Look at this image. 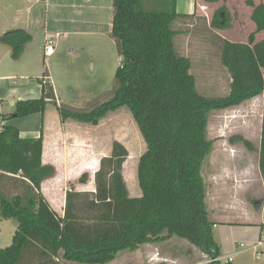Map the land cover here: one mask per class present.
I'll return each instance as SVG.
<instances>
[{"label":"trees","instance_id":"obj_1","mask_svg":"<svg viewBox=\"0 0 264 264\" xmlns=\"http://www.w3.org/2000/svg\"><path fill=\"white\" fill-rule=\"evenodd\" d=\"M215 4L218 0H203ZM255 32L247 46H225L214 33L224 65L231 74V91L224 98H206L196 90L189 74L191 61L176 46V24L192 20L176 12V0H113L110 37L119 63L114 73L115 89L108 99L88 112L57 107L51 84L42 86L41 97L17 101L0 122L43 115L53 103L61 120L97 126L102 120L126 109L145 144L137 165L140 197H130L122 176L128 157L126 148L113 142L109 157L100 160L94 175V192L65 194L62 216L56 214L41 193V184L54 176L43 165L42 130L37 138L20 137L5 125L0 132V218L15 219L17 229L8 247L0 249V264H108L123 251H134L147 243L176 237L187 241L208 259L220 256L206 205L202 177L205 159L213 149L208 139V118L214 111L240 106L263 96L258 150L259 173L264 180V4L253 5ZM210 30L228 28L226 9L216 10ZM212 31V30H211ZM31 36L24 30L7 31L0 43L17 60ZM232 50L229 55L224 53ZM224 51V52H222ZM248 150L251 144L235 137ZM87 174L77 180L85 184ZM83 196H92L81 200ZM168 264V263H157Z\"/></svg>","mask_w":264,"mask_h":264},{"label":"rangeland","instance_id":"obj_2","mask_svg":"<svg viewBox=\"0 0 264 264\" xmlns=\"http://www.w3.org/2000/svg\"><path fill=\"white\" fill-rule=\"evenodd\" d=\"M201 1L200 7L203 9L198 8L192 20L176 24L178 29L176 46L180 54L191 61L189 74L195 78L197 92L206 98H224L230 94L232 79L229 69L222 61L223 55H220L214 33L223 39L225 46H236L240 49L247 46L249 35L255 32L250 16L253 8L247 3L252 2L256 6L260 3L264 4V0H218L215 4ZM54 3L58 8L49 13L48 25L49 30L59 33L61 39L59 43V38L56 39L57 42L55 41L54 56L46 59L43 64L40 47L34 43L35 50L31 53L34 70L20 74L27 77V81L15 78V83L22 85L28 82L33 88L27 94L28 97L40 98L41 84L36 78L47 69L51 76L50 82L54 84L53 88L60 92L58 97L63 106L79 112H88L107 100L116 87L114 73L119 60L110 37L112 11H108L107 8H103V11H89L91 6L89 2H81L78 6L82 8L74 10L77 11L74 13L70 2L58 0ZM220 8L226 9L228 13V28L222 31L211 29V31L209 22L214 12ZM85 17L90 19L89 22L80 25L77 19L83 20L86 19ZM52 19L56 21L54 24H51ZM63 34H66L67 41L61 38ZM254 37L255 42L261 41L264 39V33L255 34ZM224 51L222 52L226 55L232 52L226 47ZM16 101L17 96L8 98V103L13 105ZM260 102L261 99L257 98L237 108L210 113L208 139L213 141V149L205 159L201 172L209 203L218 200L225 204L230 202L233 207L242 206L246 211H250V217L254 220L259 214V208L255 203L262 204L264 200V180L258 168L260 124L262 125ZM49 105L55 109L53 103ZM47 110L44 117L50 124L53 113L56 112L50 108ZM36 116L39 121L33 122L35 117L32 116L26 119L29 131L40 126L41 116ZM24 120L16 119L11 124L15 125ZM104 121L102 129L105 131L102 133L101 142H96V148L101 149V153H105L106 156L110 155L113 142H118L126 148L128 157L123 165L122 176L129 196L139 197L141 191L137 181V165L145 151V144L126 109L119 110L116 115ZM238 135L250 142L251 150L237 139H235L236 143H231ZM87 176L85 184H79L75 180L66 186H61L67 190L71 187L77 190L80 187V190L85 192H94V178ZM91 197L83 196L80 199L90 200ZM229 217L233 216L222 218L221 221L230 220ZM241 217L244 219L246 215ZM213 218V215L209 216V219ZM17 225L15 219L0 218V249L11 244ZM172 238L168 240L170 242L167 245L165 243L164 246L159 245L162 252H171L173 249L176 255H188L189 243L176 237ZM139 263L138 253L123 251L108 264ZM67 264L78 263L67 262ZM234 264H264V245L260 249L250 250L243 256L235 257Z\"/></svg>","mask_w":264,"mask_h":264},{"label":"crops","instance_id":"obj_3","mask_svg":"<svg viewBox=\"0 0 264 264\" xmlns=\"http://www.w3.org/2000/svg\"><path fill=\"white\" fill-rule=\"evenodd\" d=\"M56 1L58 0H0V37L7 31L14 30H24L31 36V40L25 45L21 56L17 60H13L11 58L10 49L0 43V113L3 116H9L14 112V106L17 101L32 99L28 97L29 95H27L33 90V88L29 86V83L27 82L26 84L18 85L15 83V78L27 81V77H23L20 74L34 70V59L31 56L32 51L35 50L34 43L40 47L43 64H45L44 61L54 56L55 53L53 52V54L49 57L45 56L46 39L53 38L54 44L55 41L57 42V38H59L58 43L61 41L60 36H58L59 33L50 31L48 25L49 13L58 8V5L54 3ZM64 2H70L73 11L82 8L81 6H78L81 2H89L91 5L89 6V11H103V8H107L108 11H112L113 5V0H64ZM200 2L202 1L176 0V12L178 14H185L188 16L192 14L195 15L197 9L202 8L200 7ZM75 12L77 11H74V13ZM85 18L86 19L83 20H81V18L77 19V22H79L80 25H84L86 21L89 22L90 20L87 19V17ZM55 22V19H52L51 24H54ZM61 38L67 41L66 34H63ZM47 73L48 78L51 81V76L48 70ZM261 73L264 81V70H261ZM41 76L36 78L38 83V79L41 78ZM52 87H54V84ZM41 88L42 87H40V94ZM53 91L55 96V105L57 107L65 108L58 97L60 92H57L55 88H53ZM10 96H17V101L14 105L12 103H8V98ZM257 98L261 99L260 110L263 112V96L256 97L244 103H251V101H255ZM49 104H47L43 115H40L41 118L39 128L37 127V129H34L33 131H29L27 129L29 124L26 122V119L31 116L21 118L25 120L15 125H12L11 123L16 119H7L4 121V124L16 128L22 138H37L40 135V130H42L43 146L41 162L43 165L53 167L55 173L53 177L43 181L41 184V193L50 205V208L56 214L62 216L65 208V194L70 190V188L69 190L66 188L63 189L61 185L66 186V184H70L75 180L77 181L82 174H87L90 178H94L95 173L99 170L100 160L105 157H109L106 156L105 153H101V149L96 148V142H101L102 133L105 131L102 129V123L105 121L102 120L97 126L79 124L73 121L63 122L56 107L54 106L55 109H53ZM47 108L56 112V114L53 113L52 123L50 124L45 121L44 117V114L48 111ZM69 109L75 111V109L71 107ZM36 115H32V117H35L33 122L39 121V118H36L38 117ZM111 117H113V115ZM97 136H99V138H97ZM236 137L241 136L238 135ZM74 191L78 193H86L85 190H80V187ZM255 204L259 208V214L254 220L250 217V211H246V209L242 208V206L233 207L230 202L225 204L218 200L209 203L208 193L206 192L208 215L214 216L213 219L209 220L213 224L212 232L214 240L219 246V257L224 259L227 258V256H232L231 264H234L235 257L243 256L250 250H255V243L258 241L259 237L264 234L262 233L264 232V215H262L264 210V200L262 204L258 202ZM242 215H246V218L243 219L241 217ZM227 216L233 217H229L230 220L221 221L222 218ZM170 239L159 241L157 243H147L134 250L135 253L140 255L139 264H146L147 259H149L148 264H155L159 262L168 264H203L208 262L206 261L207 257L201 254L191 244H187L190 248H188L189 251L186 256L176 255V253L173 252V249L171 252L165 251L163 253L159 245H163V243L167 245V243L170 242L168 241ZM240 244H243L244 247H238ZM183 257H185V259ZM58 262L59 264H67V262L61 259Z\"/></svg>","mask_w":264,"mask_h":264},{"label":"built area","instance_id":"obj_4","mask_svg":"<svg viewBox=\"0 0 264 264\" xmlns=\"http://www.w3.org/2000/svg\"><path fill=\"white\" fill-rule=\"evenodd\" d=\"M53 52H54V40H53V38H47L46 39V44H45V56L49 57V56H51L53 54ZM40 82H41V84L43 86H45L47 84H51V82H50V80H49V78L47 76L42 77ZM3 126H4V123L0 122V132H1ZM263 245H264V234H262L259 237L258 241L254 245V248L255 249H260ZM238 247L243 248L244 245L240 244ZM213 261H220L222 263H224V262L231 263L232 256H227V258H224V259L218 257L217 259H215Z\"/></svg>","mask_w":264,"mask_h":264}]
</instances>
